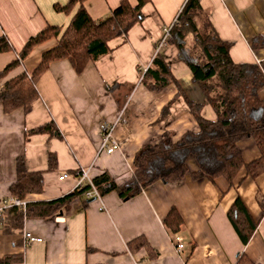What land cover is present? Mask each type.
Returning a JSON list of instances; mask_svg holds the SVG:
<instances>
[{
	"label": "crops",
	"instance_id": "1",
	"mask_svg": "<svg viewBox=\"0 0 264 264\" xmlns=\"http://www.w3.org/2000/svg\"><path fill=\"white\" fill-rule=\"evenodd\" d=\"M120 0H84L89 16L106 18ZM186 0H149L142 8L143 20L125 36L108 42L111 51L88 63L80 72L67 59L50 64L37 83L39 98L28 113L16 109L9 114L0 103V202L11 196L16 177V158L24 156L29 172H42L43 189L26 195V202L47 201L71 192V171L89 170V176L107 172L117 184L126 181L138 149L157 143L163 132L171 131L176 140L183 132L197 130L178 88L171 83L151 91L139 80L159 54L188 98L205 102L199 86L192 82L189 68L177 58L174 46H159L164 28L175 21ZM68 0H0V36L8 39L12 50L0 53V70L18 58L27 40L47 27L61 29L70 14L64 11ZM132 5L136 0H129ZM207 18L218 37L230 42L234 62L259 63L264 47L253 49V37L264 34V0H201ZM73 11V10H72ZM58 35L35 46L10 72L22 69L28 74L41 60L42 53L55 47ZM177 96V97H176ZM264 96V88L260 91ZM175 98L169 114L160 117L162 108ZM123 111V120L113 135L121 147L107 155L99 153L101 122H113ZM201 113L215 119L208 103ZM52 121L60 136L49 133L26 135V131ZM238 147L245 161L258 156L251 139ZM55 153L57 167L48 169V154ZM188 173L180 183L161 180L145 187L131 198L116 191L88 200L84 206L75 198L68 211L44 219H28L22 231L3 234L0 230V256L19 255L11 264H236L244 253L252 262L264 264V174L249 179L240 173L230 187L224 177L214 181L195 179L193 158L187 161ZM71 177L60 180L61 174ZM239 181H241L239 183ZM239 196L249 213L258 220L246 244L234 230L227 211ZM103 205V208L101 206ZM171 207L182 217L180 235L184 248L176 251L163 219ZM40 238L25 244L23 232ZM143 235L156 253L147 257L144 249L129 252L126 242ZM96 249L87 252L86 248Z\"/></svg>",
	"mask_w": 264,
	"mask_h": 264
},
{
	"label": "trees",
	"instance_id": "2",
	"mask_svg": "<svg viewBox=\"0 0 264 264\" xmlns=\"http://www.w3.org/2000/svg\"><path fill=\"white\" fill-rule=\"evenodd\" d=\"M84 0H68L63 8L67 14L78 5L63 35L55 47L42 53L41 60L28 74L22 69L17 75L9 77L10 72L21 66L22 61L38 44L55 37L60 29L47 27L30 37L18 54L0 70V103L2 111L9 114L21 109L24 114L39 98L37 83L50 64L67 59L72 67L80 72L84 67L111 51L108 42L125 36L137 23L143 20L142 8L149 0H120L110 14L99 21L93 20L83 6ZM201 0H186L169 30L167 44L177 50V58L190 70L193 83L197 84L205 102H195L187 97L169 66L159 54H155L150 65L142 75L141 82L151 91H159L173 83L177 86V96H182L187 108L197 124L196 131H185L173 140L171 131H165L157 143L146 144L138 149L132 162L130 177L117 184L107 173L94 176L92 182L100 195L116 191L128 199L140 193L143 188L161 180L164 183H180L188 173L187 161L193 158L197 170L191 173L195 179L214 181L224 177L232 187L239 174L255 179L264 174V60L259 63L234 62L230 56V42L220 39L211 26ZM251 48L264 47V34L252 38ZM12 50L6 36H0V53ZM176 96V97H177ZM172 98L161 110L160 117L169 114ZM205 103L212 108L215 119L202 115ZM49 133L60 136L54 122L49 121L26 131V135ZM251 139L258 156L245 161L238 147L242 139ZM55 153L48 154V169L57 167ZM16 177L10 186L13 197L24 200L30 193H40L44 181L42 172H29L24 156L16 158ZM80 171H71L74 177ZM241 181H239L240 183ZM89 184L80 189L47 201L26 202L24 208L11 206L0 213V230L3 234L22 231L28 219H44L70 209L75 198H80L86 206L85 197ZM91 199V198H90ZM264 211V210H263ZM227 216L243 244L252 237L258 220H255L237 196L227 211ZM182 217L175 207H171L163 219L166 231L172 236L180 233ZM126 246L131 253L146 250L147 257L156 253L143 235H138ZM87 252L97 251L87 247ZM19 255L0 256V264L21 261ZM103 264V263H98ZM236 264H257L246 254L238 256Z\"/></svg>",
	"mask_w": 264,
	"mask_h": 264
},
{
	"label": "built area",
	"instance_id": "3",
	"mask_svg": "<svg viewBox=\"0 0 264 264\" xmlns=\"http://www.w3.org/2000/svg\"><path fill=\"white\" fill-rule=\"evenodd\" d=\"M171 27V26H170ZM170 27L164 28L162 32V36L160 39L159 46H162L167 43V38L169 36V30ZM141 76L139 77V80H141ZM123 111H121L116 120L113 122H101L99 125V131H100V146L98 150L99 153H105L107 155L113 153L115 150L120 149L121 147V142L117 141L113 135L114 129L117 124H119L123 120L122 116ZM71 177L70 174L64 173L59 176V179H65ZM74 187L73 189H80L84 184H89L90 189L86 191L85 197L86 198H94L97 199L101 202V195L99 191L96 189L94 186L91 177L89 176V170H83L79 174V176L74 177ZM26 204L25 200H21L19 198L13 197V196H8L0 202V213L8 207L11 206H18L20 208H24ZM103 208V205L101 206ZM23 239L25 244H30L35 241H39L40 238H37L36 236L32 235L31 233L24 231L23 232ZM173 243H174V248L176 251L181 252L182 249L184 248V244L182 242V239L180 235H174L171 237Z\"/></svg>",
	"mask_w": 264,
	"mask_h": 264
},
{
	"label": "water",
	"instance_id": "4",
	"mask_svg": "<svg viewBox=\"0 0 264 264\" xmlns=\"http://www.w3.org/2000/svg\"><path fill=\"white\" fill-rule=\"evenodd\" d=\"M77 7H78V5L75 6V8L73 9L72 13H71L70 16H69V19H68L67 23L65 24V26H64V27L61 29V31L59 32V34H58V39H60L61 36L63 35V33H64L66 27L68 26V24H69V22H70L72 16H73L74 13H75ZM92 200H94V198L89 199V201H92Z\"/></svg>",
	"mask_w": 264,
	"mask_h": 264
}]
</instances>
